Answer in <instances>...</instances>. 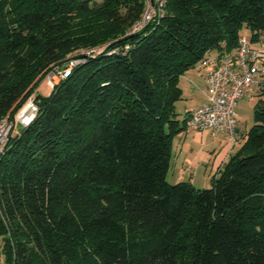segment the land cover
<instances>
[{
  "label": "trees",
  "instance_id": "1",
  "mask_svg": "<svg viewBox=\"0 0 264 264\" xmlns=\"http://www.w3.org/2000/svg\"><path fill=\"white\" fill-rule=\"evenodd\" d=\"M165 4L131 34L145 0H0V120L38 107L0 154L5 264H264V88L209 188L167 182L180 77L264 41V0Z\"/></svg>",
  "mask_w": 264,
  "mask_h": 264
},
{
  "label": "built area",
  "instance_id": "2",
  "mask_svg": "<svg viewBox=\"0 0 264 264\" xmlns=\"http://www.w3.org/2000/svg\"><path fill=\"white\" fill-rule=\"evenodd\" d=\"M165 5V0H145L143 14L134 24L131 34L162 18ZM106 47L103 45L83 51L82 55L97 54ZM81 61L74 60L69 65L72 68ZM202 67L206 69V102L188 112L185 129L201 133H224L233 145L237 136L235 109L238 103L246 96L256 97L258 91L264 88V49L240 37L234 52L222 54L219 58L209 57L202 62ZM69 70L52 73V79H47V86L52 89L61 78L67 76ZM37 112L38 107L31 97L13 117L6 116L0 120V154L14 126L29 125Z\"/></svg>",
  "mask_w": 264,
  "mask_h": 264
},
{
  "label": "crops",
  "instance_id": "3",
  "mask_svg": "<svg viewBox=\"0 0 264 264\" xmlns=\"http://www.w3.org/2000/svg\"><path fill=\"white\" fill-rule=\"evenodd\" d=\"M205 73V68H197L180 77L179 86L182 91V98L175 104L179 121L185 119L187 112L202 106L206 102ZM240 102L237 107H239ZM238 115L236 113L237 117ZM236 125L237 136L233 145L226 135L220 132L215 134L210 132L191 134L182 132L176 135L172 142V154L168 170V173L171 171L174 182H182L187 176L189 182L194 185L193 178L201 175L205 179L204 184L211 185V179L218 175L219 170L245 141V135L249 129L245 127L243 129L238 120Z\"/></svg>",
  "mask_w": 264,
  "mask_h": 264
},
{
  "label": "rangeland",
  "instance_id": "4",
  "mask_svg": "<svg viewBox=\"0 0 264 264\" xmlns=\"http://www.w3.org/2000/svg\"><path fill=\"white\" fill-rule=\"evenodd\" d=\"M240 37H245L249 42H251L254 46H256V47H259V48H263L264 49V41H263V37L262 36H260L259 37V40H257V41H252V35H251V33H250V31L249 30H247L246 28H242L241 30H240ZM83 53V51L81 52V54ZM78 54L79 55H81L80 53H78V52H76V53H74V54H72L71 56H69L68 58H72L73 57V59H69L68 61H67V65H69V63L71 62V61H74V57L75 56H78ZM209 55V57H212V58H214V56L216 55V52L215 51H212L211 53H209L208 54ZM52 73H55V71H52V72H50L45 78H44V81H42L41 83H40V85H39V88H38V94L39 95H41L42 97H47V96H49V94H50V92H51V89L47 86V79H48V77L50 78V79H52V77L50 76ZM36 94V93H35ZM31 97H29L27 100H29ZM242 100V101H241ZM240 101V105H239V107H237L236 109H235V112L236 113H238L239 115H238V117L236 116L235 118H236V122H237V120L239 121V123H240V125H241V127H243V129H244V127L246 128V129H249L253 124H254V122H253V109H254V107H255V105H256V103H257V101H258V99H257V97H253V98H250V96H246V97H244L243 99H241ZM27 102V101H26ZM25 102V103H26ZM24 103V104H25ZM23 104V105H24ZM22 108V107H21ZM20 108V109H21ZM19 109V110H20ZM18 110V111H19ZM182 115L180 114V117H181ZM182 121V120H181ZM237 126V125H236ZM20 129H21V127L20 126H18V125H16V127H15V130H14V132L12 133L13 135L14 134H16V133H18L19 131H20ZM184 133V132H183ZM185 133H189V134H191V133H201V132H198V131H185ZM201 144V143H200ZM193 180L195 181L194 183V186L196 187V188H201V189H206V188H209L210 187V185H208V184H204L205 183V179L201 176V175H198V176H195L194 178H193ZM184 181L185 182H188L189 181V179L187 178V176H185L184 177ZM167 182L168 183H170V184H175V182H174V178L171 176V171H169V173L167 174ZM2 245H3V241H1V239H0V250L2 249ZM0 264H5V261H4V256H3V254H2V252L0 251Z\"/></svg>",
  "mask_w": 264,
  "mask_h": 264
}]
</instances>
